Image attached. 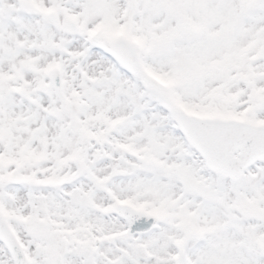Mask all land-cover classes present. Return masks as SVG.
<instances>
[{"label":"snow or ice","instance_id":"6c2138e0","mask_svg":"<svg viewBox=\"0 0 264 264\" xmlns=\"http://www.w3.org/2000/svg\"><path fill=\"white\" fill-rule=\"evenodd\" d=\"M0 264H264V0H0Z\"/></svg>","mask_w":264,"mask_h":264}]
</instances>
